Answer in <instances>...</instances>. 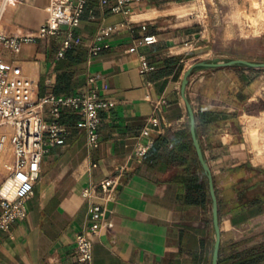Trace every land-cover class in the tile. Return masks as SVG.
<instances>
[{
  "label": "crops",
  "instance_id": "obj_1",
  "mask_svg": "<svg viewBox=\"0 0 264 264\" xmlns=\"http://www.w3.org/2000/svg\"><path fill=\"white\" fill-rule=\"evenodd\" d=\"M201 1L134 0L116 12V0H88L64 56H59L64 31L23 42L17 52L0 46V55L21 64L34 80L38 96L48 90L50 75L54 91L63 95L84 89L87 76L94 75L101 94L114 102L101 112L97 147L87 146L80 115L63 112L60 121L70 133L44 157L27 202L28 216L0 230V264H84L78 261L74 238L88 231L89 208L103 200L99 189L93 198L83 191L120 169L113 209L93 240L91 264L212 263L216 234L210 196L199 205L185 201V190L175 182L182 168L169 166L168 152L141 161L135 156L139 141L154 144L160 134L189 128L181 84L193 63L264 62V52L259 57L247 53L264 48V31L239 36L232 21H220L222 14L210 0H203L208 4L203 16ZM49 2L1 0V30L35 32L48 17ZM224 3L229 11L238 4ZM220 23L224 26L218 31ZM100 33L99 55L88 63ZM150 35L154 43H140ZM143 58L151 66L146 72L141 71ZM186 92L218 197V264H233L234 252L264 243V68L199 67ZM154 116L159 125L150 122ZM145 127L151 128L149 136L142 135Z\"/></svg>",
  "mask_w": 264,
  "mask_h": 264
},
{
  "label": "built area",
  "instance_id": "obj_2",
  "mask_svg": "<svg viewBox=\"0 0 264 264\" xmlns=\"http://www.w3.org/2000/svg\"><path fill=\"white\" fill-rule=\"evenodd\" d=\"M130 1L134 0H116L115 11H125V5ZM87 2L50 0L47 6L48 17L35 32L17 35L3 32L0 28V46L17 52L23 42H33L64 31L66 37L59 52L60 57L64 56L73 39L72 29L82 22ZM102 37V33L96 35L88 52V63L99 55ZM155 41V36L150 35L145 36L140 43L151 44ZM149 69L151 66L143 58L141 71ZM46 84L48 90L38 96L34 80L26 75L22 65L0 55V156L8 154L11 158L10 172L0 183V230L8 231L12 223L28 216L27 202L34 194V185L39 179L44 157L52 147L64 144L70 133L68 125L60 121L63 112L73 110L80 115L79 125L86 131L87 146L97 147L101 112L114 104L113 100L101 94L94 75H88L86 87L72 95L57 94L54 91L53 75L46 78ZM47 119L50 121L47 122ZM150 122L159 125L160 119L154 116ZM150 132L151 128L145 127L142 135L149 136ZM152 144V139L138 142L135 156L139 161ZM121 172L122 169L83 191L84 197L93 198L95 190L99 189L103 201L89 208L88 231L75 235V249L81 263L91 264L93 240L106 224L107 204L116 196ZM12 182L15 183L12 193H5V188Z\"/></svg>",
  "mask_w": 264,
  "mask_h": 264
},
{
  "label": "trees",
  "instance_id": "obj_3",
  "mask_svg": "<svg viewBox=\"0 0 264 264\" xmlns=\"http://www.w3.org/2000/svg\"><path fill=\"white\" fill-rule=\"evenodd\" d=\"M163 152H168L167 161L170 167L178 165L182 168L181 172L176 174L175 182L185 190V201L192 205L203 204L210 195L189 128L158 135L144 159L162 156ZM199 171L203 173L202 180ZM232 263L264 264V243L234 252Z\"/></svg>",
  "mask_w": 264,
  "mask_h": 264
},
{
  "label": "water",
  "instance_id": "obj_4",
  "mask_svg": "<svg viewBox=\"0 0 264 264\" xmlns=\"http://www.w3.org/2000/svg\"><path fill=\"white\" fill-rule=\"evenodd\" d=\"M244 65L248 67H255V68H264V62H256L247 59H233L226 62H213V61H206V60H199L193 63L184 73L182 84H181V94L185 100L186 107L189 114V129L193 141V145L196 150V154L199 160V163L202 167L203 173L207 179V185L209 190V195L212 203V214H213V223L215 229V243L213 249V256H212V263L211 264H218L219 263V255H220V246H221V225H220V218H219V204H218V197L215 189L213 173L211 167L205 157L203 148L199 141L197 130H196V119L193 106L187 96V85L189 83V77L192 72L199 68V67H225L231 65ZM113 202H109L107 204V212L106 217H109L110 211L113 209Z\"/></svg>",
  "mask_w": 264,
  "mask_h": 264
},
{
  "label": "rangeland",
  "instance_id": "obj_5",
  "mask_svg": "<svg viewBox=\"0 0 264 264\" xmlns=\"http://www.w3.org/2000/svg\"><path fill=\"white\" fill-rule=\"evenodd\" d=\"M225 1L226 0H210L212 6L222 14L220 21L223 22V20L225 19L226 23L228 22V24H230L232 21L234 27H236L239 32V36L247 37L258 35L264 31V0H237L238 4L236 6V9H233L232 11L227 10L228 8L224 3ZM201 2L204 12L203 16H205L208 4L205 5L203 3V0ZM206 20L208 21V24L210 23L212 25V23L210 22V18L206 17ZM222 26H224V23H220V25L218 26V31L222 29ZM240 46L242 47V45ZM263 52L264 48L260 46V50L256 51V49L253 47L250 48L247 53L249 55L259 57L263 54ZM46 121L49 122L50 120L47 119ZM4 159V161H0V183L10 172V168L8 165L11 164V158L7 154Z\"/></svg>",
  "mask_w": 264,
  "mask_h": 264
},
{
  "label": "bare ground",
  "instance_id": "obj_6",
  "mask_svg": "<svg viewBox=\"0 0 264 264\" xmlns=\"http://www.w3.org/2000/svg\"><path fill=\"white\" fill-rule=\"evenodd\" d=\"M5 157H4V154L2 155V156H0V161H4L5 159H4ZM9 166V168L11 167V164L10 165H8ZM14 182H12L11 184H9L6 188H5V190H4V192L5 193H7V194H11L12 193V188L14 187Z\"/></svg>",
  "mask_w": 264,
  "mask_h": 264
}]
</instances>
